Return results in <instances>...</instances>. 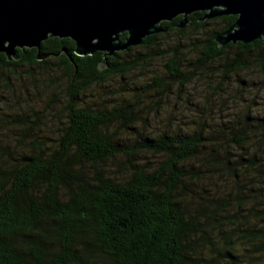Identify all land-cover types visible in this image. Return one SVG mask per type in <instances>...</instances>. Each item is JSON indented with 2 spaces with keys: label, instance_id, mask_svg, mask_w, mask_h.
<instances>
[{
  "label": "trees",
  "instance_id": "1",
  "mask_svg": "<svg viewBox=\"0 0 264 264\" xmlns=\"http://www.w3.org/2000/svg\"><path fill=\"white\" fill-rule=\"evenodd\" d=\"M202 16L188 15L182 29L181 16L161 23L164 32L116 52L102 70L100 52L76 56L69 39L43 41V54L66 51L44 60H36V49H16L9 60L0 53V97H13L0 102V264H203L199 254L208 246L234 241L264 249V111L250 112L252 99L205 120L229 77L264 72V40L219 47L215 36L235 17ZM169 33L179 44H162ZM139 48L156 53L128 60ZM156 58L164 73L139 89L127 82L94 106L81 99L114 78L147 76ZM194 82L205 87L194 127L120 143L147 122L143 116H157L171 85L184 92ZM30 91L45 92L43 106L19 98ZM151 91L158 100L145 106ZM44 112L49 123L39 121ZM218 250L213 264L232 257Z\"/></svg>",
  "mask_w": 264,
  "mask_h": 264
},
{
  "label": "water",
  "instance_id": "2",
  "mask_svg": "<svg viewBox=\"0 0 264 264\" xmlns=\"http://www.w3.org/2000/svg\"><path fill=\"white\" fill-rule=\"evenodd\" d=\"M194 12H203L201 21L235 17L215 36L219 47L264 40V0H0V53L9 60L15 58L16 49H36V60H44L66 51L43 54L39 51L43 41L69 39L76 56L100 52L102 70L116 52L164 32L161 23L181 16L176 27L182 29Z\"/></svg>",
  "mask_w": 264,
  "mask_h": 264
},
{
  "label": "rangeland",
  "instance_id": "3",
  "mask_svg": "<svg viewBox=\"0 0 264 264\" xmlns=\"http://www.w3.org/2000/svg\"><path fill=\"white\" fill-rule=\"evenodd\" d=\"M211 29V27H210ZM193 30L188 29L184 36L188 37L187 35L191 34ZM173 33H169L168 36H163L161 39L163 43L166 42L164 45L167 46H175L178 41L174 38ZM186 40H182L180 44H186ZM187 45V44H186ZM138 47V46H137ZM164 48V47H162ZM154 54L156 53L155 50L152 49H136L132 51L129 56H127L128 60L134 59L136 54L144 55V54ZM260 56H264V48L261 49ZM193 58L195 57V52H192ZM253 58V57H252ZM152 68H149L147 70L148 73L145 77H140L138 72L131 73L126 79H120V78H114V80L107 81L100 87H96L94 89H89L87 92H85L84 95L81 96V99L84 101V103H87L88 106H94L97 104H101L105 100H108V97H105L106 94L110 92H116L122 87H126L125 84L128 82V86L131 88H140L141 84H147L151 78V75L153 74H163V67H162V60L159 58H156L153 60V62L150 64ZM44 76H46L44 74ZM41 78V74L39 75ZM237 79V80H236ZM239 79H242L241 81ZM18 84L16 81L14 82V85L16 88H18ZM264 85V72L259 73L257 68H249L247 70H243L238 73L236 76L229 77V80L227 84L224 85V93H221L220 95L223 96L221 99H219V102H212L211 108L212 111L210 112L207 108L206 111V119L208 120V117L212 115H216L219 111L223 112H229L232 111L235 112L237 108H246V106L249 107V102L252 101V99H255L254 105L250 108V112H255L257 110L263 112L264 111V90H262V86ZM170 90L168 93H165L162 97H159L160 104H159V112L157 113V116L153 118L152 116L145 117L147 122L144 125L138 124L133 126V131H131V135H129L126 139H122L121 144H126L127 140L129 143H132L139 138L148 136V135H156L155 133H178L180 131L186 132L187 129H190L194 127L192 124V120H196L198 117V113L205 107H202V101L200 100L201 94H205V87L203 89V85H200L198 82H194L190 85L189 91L184 92H177V86L171 85ZM261 88V89H260ZM24 94V92L22 93ZM31 97V100H35L40 102V104L44 105V102L47 99V96L45 92H40L39 95L34 96V92L30 91L29 95H20V99H24L26 97ZM199 96V97H198ZM60 97V96H59ZM63 98V96L61 97ZM231 98V100H230ZM233 98V100H232ZM19 99V100H20ZM143 103L145 106L150 105V102H156L158 100V97H155L153 94V91L149 92L148 94H144L143 96ZM236 100V105H235ZM0 102H13V97L8 96L7 94H3L2 97H0ZM141 102V101H140ZM262 103V104H261ZM259 104V105H257ZM42 105V106H43ZM143 106V105H142ZM42 108V107H40ZM226 112V113H227ZM224 114V113H223ZM52 115H54L52 113ZM196 115V117H195ZM38 116V115H37ZM52 116H49V112H44L43 116L39 118L40 122L43 123H49ZM53 127V124L51 126ZM44 134L49 135L51 138L54 137V132L45 131ZM124 137V136H122ZM137 158L144 159L145 161H151L154 160L150 154H144L140 153L137 155ZM233 244L230 245V247L223 245H214L213 248L216 250H211V247H205L201 249L200 257L201 261H205L203 264H213L212 260L217 256L216 252L219 251L218 249L227 250L230 252L229 256H224L223 258H218V262L220 264H259V261L261 259L260 256H257L256 253H259L258 249L250 244H239L232 241ZM249 257H252L249 259ZM208 262V263H206Z\"/></svg>",
  "mask_w": 264,
  "mask_h": 264
},
{
  "label": "clouds",
  "instance_id": "4",
  "mask_svg": "<svg viewBox=\"0 0 264 264\" xmlns=\"http://www.w3.org/2000/svg\"><path fill=\"white\" fill-rule=\"evenodd\" d=\"M256 255L261 257L259 264H264V249H262L259 253H256ZM251 258L252 257H249V259Z\"/></svg>",
  "mask_w": 264,
  "mask_h": 264
}]
</instances>
